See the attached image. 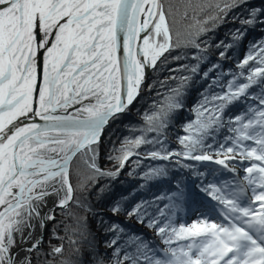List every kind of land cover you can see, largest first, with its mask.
Here are the masks:
<instances>
[{
	"label": "snow or ice",
	"instance_id": "snow-or-ice-1",
	"mask_svg": "<svg viewBox=\"0 0 264 264\" xmlns=\"http://www.w3.org/2000/svg\"><path fill=\"white\" fill-rule=\"evenodd\" d=\"M247 4L248 0H215L210 5L215 15L196 20L195 31L183 45L195 50L191 58L196 63L173 70L191 75L169 77L178 81L177 86L153 102L151 114L143 115L140 135L125 137L120 148L111 149L108 159L116 161L115 170H103L97 158L104 132L123 122L145 86L154 88L148 84L149 70L155 71L166 54L181 47L173 40L179 9L166 6L165 0H0V264H53L41 260L42 236L34 239L36 228L55 223L56 210L65 211L73 203L91 211L86 201L96 180L116 179L134 156L139 167L142 145L153 149L144 159L175 157L186 168L191 166L183 160L212 161L232 173L231 180L199 186V192L216 202L222 221L206 216L177 225L181 189L157 197L168 203L157 207L155 215L148 213V202L127 211L141 223L148 221L162 248L139 236L124 240V229L112 224L105 230L111 239L101 250L87 216L77 217L73 234L79 239L70 240L80 244L74 250L75 264H264V40L250 45L237 62L239 72L217 73L209 89L218 87L219 94L209 98L208 89L202 93V102L192 109L195 119L185 123V135L177 137L181 149L167 147L170 118L183 110L185 90L208 58L210 42L204 41L202 47L200 41L210 30L206 25L218 27L232 10ZM190 8L195 11L186 5L183 19L190 18ZM240 24L264 25V5L249 7ZM231 35L235 42L245 33L236 29ZM232 46L224 41L215 45L223 49L221 60L228 59ZM188 58L187 52L172 57ZM219 67L213 64L203 78ZM229 75L231 79L222 84ZM253 86L260 91L250 94ZM238 101L250 103L244 112L227 116L226 110ZM222 130L227 135L220 140ZM149 134L154 135L149 139ZM78 155L86 157L91 175L74 188L71 164ZM166 174L163 167H150L142 178L150 181ZM77 188L83 201L75 195ZM123 210L119 201L112 208L113 214ZM52 236L63 240L55 228ZM63 251V244L52 246L43 256L56 257Z\"/></svg>",
	"mask_w": 264,
	"mask_h": 264
},
{
	"label": "trees",
	"instance_id": "trees-1",
	"mask_svg": "<svg viewBox=\"0 0 264 264\" xmlns=\"http://www.w3.org/2000/svg\"><path fill=\"white\" fill-rule=\"evenodd\" d=\"M215 0H165V5H171L173 10L179 9V14L175 17L173 23V40L181 47L174 48L170 54H166L165 58H162L158 62V66L155 71L150 70L148 84H154V88L150 90L147 86L144 88V94L136 101L135 107L123 118V122L117 121L106 129L103 136V146L101 149L102 154L97 158V163L103 170H115L116 161H110L108 156L113 147L120 148L124 142L125 137L134 138L140 135L139 129L144 127L143 115L147 112L151 114L152 105L154 101L162 100L163 94L167 92L169 88L177 86L178 81L170 80L169 77L191 75L190 72H176L173 71L180 64H195L196 61L192 59L194 49H186L183 45L190 38V34L195 31L196 20L203 22L207 17L215 15L213 5ZM191 4L192 8L189 9V19H183L184 7ZM264 5V0H248V4L242 8H236L232 10L224 22L218 27L213 28L211 23L207 24L206 27L210 29L206 34L200 37L202 47L204 41L210 42V47L206 53L207 60L200 64L199 72L192 77L189 82L185 95L183 97V110L172 114L170 118V127L167 129L168 149L170 151H176L181 149V145L178 143L177 137L185 135L183 132V125L189 121L195 119V113L192 111L203 100L202 93L208 89V96L211 98L212 95L219 94L220 89L218 87H212L209 89V85L212 83V79L217 75L218 72H239L237 69V62L242 60L247 55L248 49L251 44L264 40V25L257 24L256 26H242L240 19L247 16V9L249 7H258ZM203 7L204 11L201 12L200 8ZM233 16H239L238 19L233 20ZM172 18L170 17V20ZM236 29H240L245 33L242 40L233 41L231 33ZM224 41L226 44H232L233 46L229 49L227 55L228 59L221 60L219 52L223 49H217L215 45ZM187 52L188 59L176 61L172 57L181 55ZM251 63V62H250ZM213 64H219L220 67L214 72L210 73L207 80L203 78V73L207 71ZM252 66H255L254 64ZM245 75L247 69L244 70ZM231 79V76L222 78L221 83L226 84L227 80ZM168 81L163 86L160 82ZM240 82H246L241 79ZM250 94L258 93L260 87L253 86L250 90ZM158 93L160 94L158 96ZM250 102L238 101L235 102L229 109L226 110L227 116L234 117L246 110ZM258 103V102H257ZM137 129L132 131V129ZM154 134H149V139ZM227 135L226 130H222L218 134V139L222 140ZM209 143L212 141L209 140ZM152 146L142 145L138 151L140 153V164L139 167L133 163L136 157H132L126 164V167L120 172L116 179L111 178H99L95 182V186L91 187V194L87 198V203L91 207V211H85L83 208L77 207L74 203L69 206L65 211L59 209L56 210V222L49 223L46 227L45 235L42 238L40 245L41 260L53 261V264H60V261H69L75 264L77 260V253L74 251L75 248L80 247V244H72L70 240L79 237L73 234V230L77 227L76 218L87 216L88 224L93 234H95L97 241L101 244V250H103V243L107 239H111V236L107 235L106 228L112 224H118L125 231L124 240H128L129 237L139 236L144 240H147L154 248H162L163 245L159 237L156 236L155 231L149 228L148 221L145 220L143 223L133 216L129 217L127 211L131 210L135 205L141 202H148V213L151 215L156 214L157 207H163L164 204L168 203V200L156 201L157 197L172 195L177 193L179 190L184 191V197L180 204V210L175 216L177 225L180 223L190 224L197 219H187L183 217V212L188 211V204L197 195H192L193 191H199V186L207 185L209 183H220L224 180H229L225 175L227 172L224 171L221 166L216 165L212 161H192L183 160V164H188L191 167H182L176 162L174 157L171 161L163 160H151L144 159L148 151H151ZM113 155H119V153H111ZM86 157L78 155L74 157L71 170H72V184L76 188L79 181L83 180L87 176L91 175V172L85 163ZM231 166V165H230ZM247 166L246 164L244 165ZM163 167L166 169V175L159 178L146 181L144 180L143 173L148 171L149 168ZM135 172L133 175H129L130 172ZM194 173H203V177L197 176ZM242 177V174H240ZM143 185V187H142ZM75 195L78 199L84 200L83 195L77 188ZM121 203L123 211L113 214L112 208L117 202ZM156 201L155 203H152ZM199 204H204L203 200L197 201ZM213 216V215H212ZM211 218L215 221L218 220L216 216ZM209 217V216H208ZM100 221L104 222V226L100 225ZM55 228L58 236L63 237V240L54 239L52 236L53 229ZM63 244L64 251L62 255L52 257H44L43 253L51 251L52 246Z\"/></svg>",
	"mask_w": 264,
	"mask_h": 264
},
{
	"label": "rangeland",
	"instance_id": "rangeland-1",
	"mask_svg": "<svg viewBox=\"0 0 264 264\" xmlns=\"http://www.w3.org/2000/svg\"><path fill=\"white\" fill-rule=\"evenodd\" d=\"M231 166H236V165H231ZM241 174H244L243 173V171H242V169H241ZM227 175H228V177H229V179L231 180L232 178H233V174L232 173H227ZM218 211H219V209H218ZM216 214L218 215V212L216 211ZM183 217H186V218H190V215L186 212V211H184L183 212V215H182ZM196 216V218L195 219H204L205 217H202V215H195ZM192 217V216H191ZM217 223H220V221H218Z\"/></svg>",
	"mask_w": 264,
	"mask_h": 264
},
{
	"label": "water",
	"instance_id": "water-1",
	"mask_svg": "<svg viewBox=\"0 0 264 264\" xmlns=\"http://www.w3.org/2000/svg\"><path fill=\"white\" fill-rule=\"evenodd\" d=\"M150 71V70H149ZM49 224V223H48ZM48 224H47V226H48ZM46 226V227H47ZM45 232H46V228L45 229H43V230H41L40 228H39V233H38V235H37V237L36 238H39V237H41L42 236V238H43V236L45 235Z\"/></svg>",
	"mask_w": 264,
	"mask_h": 264
},
{
	"label": "bare ground",
	"instance_id": "bare-ground-1",
	"mask_svg": "<svg viewBox=\"0 0 264 264\" xmlns=\"http://www.w3.org/2000/svg\"><path fill=\"white\" fill-rule=\"evenodd\" d=\"M38 233H39V227H37L35 230L34 239L37 237Z\"/></svg>",
	"mask_w": 264,
	"mask_h": 264
}]
</instances>
